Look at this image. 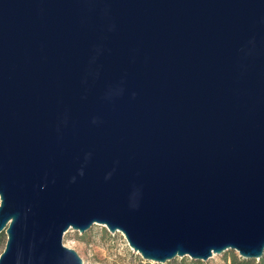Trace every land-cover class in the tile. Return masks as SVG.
I'll list each match as a JSON object with an SVG mask.
<instances>
[{"label":"water","instance_id":"95a60500","mask_svg":"<svg viewBox=\"0 0 264 264\" xmlns=\"http://www.w3.org/2000/svg\"><path fill=\"white\" fill-rule=\"evenodd\" d=\"M264 254V0H0V264Z\"/></svg>","mask_w":264,"mask_h":264},{"label":"rangeland","instance_id":"374dc122","mask_svg":"<svg viewBox=\"0 0 264 264\" xmlns=\"http://www.w3.org/2000/svg\"><path fill=\"white\" fill-rule=\"evenodd\" d=\"M0 235L5 243V232L2 231ZM62 243L77 252L82 264H230L228 255L231 251L237 254L229 249L221 254H213L207 260L176 256L165 262L149 261L130 248L121 232H109L100 224H93L83 233L70 228L65 232Z\"/></svg>","mask_w":264,"mask_h":264},{"label":"trees","instance_id":"16d2710c","mask_svg":"<svg viewBox=\"0 0 264 264\" xmlns=\"http://www.w3.org/2000/svg\"><path fill=\"white\" fill-rule=\"evenodd\" d=\"M4 247V241L0 235V252L2 251ZM230 264H264V254L259 260L255 259H244L235 252L231 251V253L228 255Z\"/></svg>","mask_w":264,"mask_h":264}]
</instances>
